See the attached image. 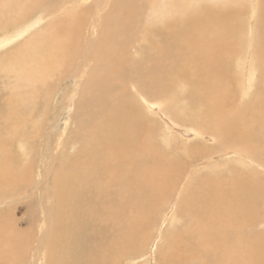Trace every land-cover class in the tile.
I'll list each match as a JSON object with an SVG mask.
<instances>
[{
  "label": "bare ground",
  "instance_id": "bare-ground-1",
  "mask_svg": "<svg viewBox=\"0 0 264 264\" xmlns=\"http://www.w3.org/2000/svg\"><path fill=\"white\" fill-rule=\"evenodd\" d=\"M134 1H141L139 9L128 14L121 12V0L111 3L110 12L106 6L111 0H98L95 15L84 11L72 24L41 30L43 19H33L0 38V52L25 40L15 52L18 57L0 65L10 82L5 98H12L7 103L15 114L10 116L11 134L7 115L0 118V189L11 188L15 178L20 189V184L32 183L28 196L39 199L53 227L59 220L52 219L55 205L47 199L58 184L52 177L67 147L70 264H156L166 234L176 232L183 221L187 225L181 234L167 242L168 258L182 264H233V238L243 237L236 227L233 235V209L246 208L248 217H254L247 220L245 236L264 239V231L257 229L264 217L249 212L264 209V0H210L217 7L204 9L201 18L185 16L188 0H176L175 14L181 16L174 19V0ZM247 5L250 13L242 23ZM61 83L64 93L58 101ZM176 95L202 111L182 110ZM27 96L36 103L32 107ZM41 104L42 115L51 118L44 127L35 119ZM60 106L66 107L59 111ZM30 123L34 131L45 128L41 151L50 152V157L42 152L38 163L23 139ZM16 134L22 138L10 148L7 141ZM194 158L199 163L189 167L186 162ZM231 166L233 177L221 184L190 182L196 174L216 175ZM182 193L186 196L180 200ZM165 207L151 241L149 233ZM9 213L15 222L3 225L8 233L0 232V264H8L11 255L16 264H28L14 241L25 237L18 225L29 221ZM43 237L36 243L39 259L34 254L33 264H43ZM164 262L168 264L166 257Z\"/></svg>",
  "mask_w": 264,
  "mask_h": 264
},
{
  "label": "rangeland",
  "instance_id": "rangeland-1",
  "mask_svg": "<svg viewBox=\"0 0 264 264\" xmlns=\"http://www.w3.org/2000/svg\"><path fill=\"white\" fill-rule=\"evenodd\" d=\"M71 1H73V0H0V14L2 15V17L0 15V21H1L0 22V38H3L5 36H9V35L13 34L17 29H20L21 27H23V24L26 21H34L37 19H43L44 22H43L41 28H39V29L49 30L51 27L57 28L58 26L60 27L62 24L66 23L67 25H69L68 22H71L70 24H72L74 21H78L79 17L82 16V13L84 11L87 13L88 12L92 13V14L94 13V15L97 12L98 6H96V4H97L98 0H78L77 2H75V0H74L72 3H71ZM121 1H122L120 3L121 12L124 11L125 14L132 12L131 10L137 11L139 9L138 5L141 2V1L139 2V1H134V0H130V1L129 0H121ZM112 2H114V4H115L117 2V0H111V2H109V4L106 6L107 7L106 12H110L111 9L113 8V5L111 4ZM176 2L177 1L174 0V4L171 5L172 6L171 9L168 7L170 9V11L175 9V10L171 11V13H170V15L172 14V16L170 17L171 19H174V18H177L178 16H181V15L175 14V11H177L179 8L177 6L178 3H176ZM188 5L190 6V9H188L189 6L186 7L187 13L185 12L184 15L185 16H192V17H199V18H201L200 16H202L201 14H203L204 9H206V8H210V9L215 8L216 9V7H217V4H214V2H212L210 0H208V2H207V0H195V1L192 0V3H191V0H188ZM200 6H202V7H200ZM199 7H200V9H199ZM223 8L227 9L228 6L227 5L222 6L221 9H223ZM9 9L10 10L12 9V10L10 11ZM8 11H10V13ZM6 12L9 14H7ZM142 12H143V9H141L140 14ZM193 12H195V14ZM245 12H246L247 16L245 15L244 19L242 20V23H244V21H246L248 19V14L250 13L249 5L246 6ZM37 13H39V14L37 15ZM145 14H146V12H145ZM5 15H7V16H5ZM8 15H9V17H8ZM5 17L8 19H6ZM73 17L75 18V20L72 19V21H71V18H73ZM20 19H23V21L21 22ZM12 20H13V23H12ZM14 21H15V23H14ZM221 25L223 26V24H221ZM47 26L49 28H47ZM39 29H38V31H39ZM69 29L71 32L74 29V26L72 25V27H71V25H70ZM243 32L246 33V34H244L243 37L247 39V28ZM244 38L241 39V41L243 43L242 44L243 49L247 46L246 39H244ZM24 42H25V40H23V42L18 41L17 43L13 44V46L11 45L8 48L1 51L0 52V63H1L0 65L3 66L2 63L5 64V62L8 63L9 58L13 61L14 57H18V55L20 53L17 52V54H15V52L19 49L22 50V45H24ZM20 44H21V46H20ZM11 53H13V54L11 55ZM7 83H10V82L8 81V79H6V76L4 75V73L0 72V118H1V116L7 115L6 118L9 119L7 121L10 123L9 132L11 134V132L13 131L12 127H14V124L10 120V116L13 117V116H15V114H14V107L12 109L10 107V105L8 106V103L10 102V100H12V98L6 99L7 98L6 96L8 95V93L10 94L9 86L6 85ZM52 84H55V83H52ZM55 85H56L55 86L56 88L53 87L54 85H50L52 87V90L57 89V83ZM59 86L58 87L61 89L58 92V94L60 95V97L58 95V97H59L58 101H60L62 94L64 93V84L62 85V83H61ZM29 89L30 88L28 87V91H29ZM55 90H54V92H55ZM26 93H27V89H26ZM51 93H52V91H51ZM27 98L30 100V101H28V102H30L29 103L30 107H32L33 104L34 105L36 104L32 101L31 98H29V96H27ZM7 100H9L8 103H7ZM39 101H38L39 102L38 104L43 103V98H41V100H39ZM175 102L176 103L178 102L179 106L182 108V110L186 109L185 111H187L188 113H190V111H191L190 107L192 108V110L197 109L198 111H202V109L200 110V107L196 108L197 106L193 105V104L187 105L188 106L187 107L185 105V103L183 104L182 98L180 97V95H176ZM54 106H55V104L53 105V107ZM226 106L228 107V104ZM60 107H59L60 108L59 111H62L66 106L65 107L60 106ZM10 108H11V110H10ZM6 109L8 112L6 111ZM37 110H38L37 111L38 113H35V119L39 118L40 123L43 127L45 124L50 125V123H51L50 122V120H51L50 115L46 114V115H48L46 117L42 115L44 113V111H43L44 105L41 104L40 107L38 106ZM27 112H25V113L27 114ZM45 112H46V110H45ZM49 113L52 114V111ZM8 116H9V118H8ZM0 123H1V121H0ZM1 127H2V124H0V140H1L2 135H3V130L1 129ZM25 128H26V126H25ZM54 131H56V128H54ZM26 133H27V135H26V137H23V139L24 138L26 139V141L28 142V147L30 149L32 148V150H33V154H32L31 159L34 160L36 163H38L39 159H40L39 155L42 152L46 153V156L50 157V152L48 150L41 151V149L43 147L41 144L42 138H43V140L46 139L45 138V128H43L39 131H38V129L34 131L33 125H32V123H30V124H28V126L26 128ZM20 138H22L20 136V134L12 135L10 137V139L7 141L8 146L10 148L13 145L16 146L17 141H18L17 139H20ZM51 142H53V144H52L53 146L56 144L57 139L55 136L52 137ZM30 144H31V146H29ZM57 150H58V152H62L63 151L62 146H60ZM67 150H68L67 147L64 148V152H62L61 158L67 153ZM217 153H218V151H217ZM28 156L31 157V153ZM67 157H68V159H66ZM67 157L65 155L63 157V159L60 158V160L56 164L57 168H56L55 173L53 174L52 178L55 177L56 178L55 182L56 183L58 182V184H55L54 192H52V194L50 193L51 200L47 199V202H49V204L52 203V205H55V207H54L55 210L50 211V213H52V215L54 216L52 219L54 220L55 217L57 216V218L59 220L58 222L57 221L55 222L56 224L53 225V227L51 224V220L46 219V213H45L46 211H43V206L41 203H39V199L37 200L38 201L37 202L33 195L28 196V194L31 191L30 185L32 184L31 181H32L33 177L31 178V181H30L31 184H29L28 186H23L22 184H20V187L22 189L19 188V183L17 181V178H15L16 182H14L12 184L11 188L2 186V188L0 189V232L2 233L3 231L7 230L5 228V226H3L5 223L15 222V221H13L15 217H12V218L10 217V219H8L10 216V213H9L10 211H12L13 214H15V216L18 217L20 220H22L24 222L28 220L30 223L29 224V223L25 222V223H22L21 225L20 224L18 225V229L26 231L25 232L26 235H25V237L21 236L22 238L20 237V239H18V241L17 240L14 241L16 247L22 248L23 258L26 261H28L27 262L28 264L29 263L33 264V257L32 256H34L35 251H36V247H37L36 243L40 239L44 238L43 235H45L46 237H45V240H44L42 248H41L42 256L40 257V263L43 262V264H70V258H71V203H70L71 202V158L70 157H71V154H70V156H67ZM50 160H48V162H50ZM68 160L70 163L68 162ZM197 160L194 158V160L192 159L191 161H187L186 164L189 167H194L197 165V163H199V161L197 162ZM7 162L9 163L8 160H7ZM62 164H63V166H62ZM233 164H234V162H233ZM33 168L35 169V174L34 173L33 174H34V176H36L38 169L35 165ZM238 169H240V168H238ZM232 173H233V167L231 166L229 170H227V171L223 170L221 172H217L216 175H210L209 174V175L203 176V175L196 174L195 177L193 178V180L190 182L192 183V186L198 181L199 182L201 181L202 184H204L205 182H208V183L216 182V183L221 184L224 182L226 177L232 178L233 177ZM14 175L15 174L13 172H11L10 176L15 177ZM26 196H28V197H26ZM185 196L186 195L184 193H182V196H180V200L182 198H184ZM176 197L178 198V195ZM234 198H237V196L234 195V193H233V199ZM59 206H60V208H59ZM166 208L167 207H165L164 209H161V211L158 213L160 218L155 220V222L157 224L156 225L153 224V225H155V227L149 233L150 234L149 237H151L150 238L151 241H153L154 238H156V236L158 234L162 217L165 216L164 212H165ZM254 210H255V212H254ZM249 212L250 213L254 212L255 213L254 215L258 214V215H260V217H264V209H257V210L253 209V210H249ZM247 213H248V210L246 211V208H244V211H241L239 209L238 210L233 209V235L235 236L238 234V233H236V229H237V232H243L242 238H240V237L238 238L237 236L235 238H233V248H234L233 249V264L236 263L237 261H238L237 264H249V263L250 264H263L264 258L262 259V250L264 249V239L261 238V240H254V239H249L248 236H245L247 231L250 230V227H249L247 220H249L253 217V216H251V214L248 217ZM32 216H35L34 217L35 219L32 220L31 219ZM44 219H46V220H44ZM237 222H239V223H237ZM185 223L186 222L183 221L182 225L179 226V228L177 229L176 232L174 231V229H172L171 232L166 234V236H165L166 238L164 239L165 246L161 247V245H160V247H161V249L159 251L160 254L158 253V255H157L158 259L156 258V260H157L156 264H166L164 262L165 257L168 260V264H182L181 260L175 259V258H173V256L168 258V256L165 255V250L167 248V244H168L167 242L169 241V238H172L173 236H177V235L181 234L182 227L187 225ZM152 226H150V228ZM235 227H236V229H235ZM164 228L165 227H163V229ZM167 229L168 228L166 227V229H164V230H167ZM257 229H258V231H261V232L264 231V223L259 224V226H257ZM6 233H8V231H6ZM22 241H26V242H22ZM151 241L147 244V247L145 250H148V246H150ZM256 241H258V242H256ZM20 242H21V245H18ZM24 243H25V245L23 246ZM26 244H28L27 246H29V247H27ZM162 246H163V242H162ZM31 247H33V249ZM246 248L249 250H246ZM263 254H264V252H263ZM140 256H141V253L138 254L135 258H139ZM34 259L35 260L39 259V254H35ZM140 261H141V259L138 260L136 263H138ZM243 262H245V263H243ZM8 264H16V261L13 260L12 255L10 256V261ZM140 264H146V262L140 263Z\"/></svg>",
  "mask_w": 264,
  "mask_h": 264
}]
</instances>
